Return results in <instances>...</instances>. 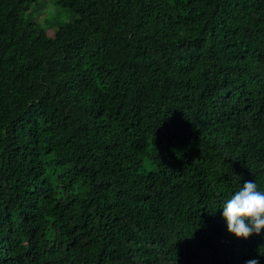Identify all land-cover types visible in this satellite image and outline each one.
Returning a JSON list of instances; mask_svg holds the SVG:
<instances>
[{"label":"trees","instance_id":"trees-1","mask_svg":"<svg viewBox=\"0 0 264 264\" xmlns=\"http://www.w3.org/2000/svg\"><path fill=\"white\" fill-rule=\"evenodd\" d=\"M38 3L0 0V264H264L217 209L264 190V0Z\"/></svg>","mask_w":264,"mask_h":264},{"label":"clouds","instance_id":"clouds-1","mask_svg":"<svg viewBox=\"0 0 264 264\" xmlns=\"http://www.w3.org/2000/svg\"><path fill=\"white\" fill-rule=\"evenodd\" d=\"M217 209L222 210L227 231L238 239L247 240L264 229V190L255 180L240 184ZM246 264H259V260L249 259Z\"/></svg>","mask_w":264,"mask_h":264},{"label":"rangeland","instance_id":"rangeland-1","mask_svg":"<svg viewBox=\"0 0 264 264\" xmlns=\"http://www.w3.org/2000/svg\"><path fill=\"white\" fill-rule=\"evenodd\" d=\"M38 6L42 8L39 15H35L38 25L51 33L55 32V28L73 22L76 18L71 10L59 7L57 0H39V3L32 8L34 13Z\"/></svg>","mask_w":264,"mask_h":264},{"label":"bare ground","instance_id":"bare-ground-1","mask_svg":"<svg viewBox=\"0 0 264 264\" xmlns=\"http://www.w3.org/2000/svg\"><path fill=\"white\" fill-rule=\"evenodd\" d=\"M113 234V233H112Z\"/></svg>","mask_w":264,"mask_h":264}]
</instances>
